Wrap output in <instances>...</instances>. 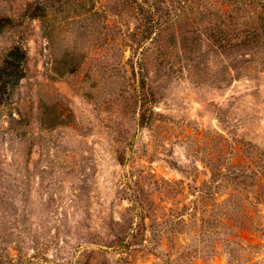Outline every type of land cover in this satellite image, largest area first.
<instances>
[{"label": "rangeland", "instance_id": "374dc122", "mask_svg": "<svg viewBox=\"0 0 264 264\" xmlns=\"http://www.w3.org/2000/svg\"><path fill=\"white\" fill-rule=\"evenodd\" d=\"M233 5L0 0V264H264V58Z\"/></svg>", "mask_w": 264, "mask_h": 264}, {"label": "trees", "instance_id": "16d2710c", "mask_svg": "<svg viewBox=\"0 0 264 264\" xmlns=\"http://www.w3.org/2000/svg\"><path fill=\"white\" fill-rule=\"evenodd\" d=\"M234 3L232 10H235V14L238 16L244 17V21L249 24L248 27L238 30L236 33L238 35V46H250L253 48L254 59L260 60L264 58V0H229ZM37 7H40L39 5ZM147 25L144 29L138 32L139 38L138 42L142 43L144 39L152 38L153 41V33L156 39H160L164 31V16L162 14H157L156 11L153 12L149 10V14L147 13ZM175 13L170 14V18H174ZM16 18L12 15L7 16L5 18L6 23L11 24ZM222 42L221 39H219ZM22 57L23 52L21 53L19 48H15L11 51L9 55V59L7 62L14 65L13 68H18L19 65L12 61V58L15 56ZM142 98V97H141ZM253 160V159H252ZM253 161H257L254 159ZM238 183V180H237ZM224 211L223 215L228 214L227 204L222 205ZM244 231V227L242 224L239 225V229L234 234H240Z\"/></svg>", "mask_w": 264, "mask_h": 264}]
</instances>
